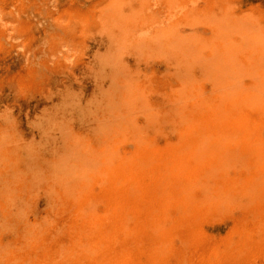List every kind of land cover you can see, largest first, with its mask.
I'll return each mask as SVG.
<instances>
[{"label":"rangeland","instance_id":"rangeland-1","mask_svg":"<svg viewBox=\"0 0 264 264\" xmlns=\"http://www.w3.org/2000/svg\"><path fill=\"white\" fill-rule=\"evenodd\" d=\"M0 264H264V0H0Z\"/></svg>","mask_w":264,"mask_h":264},{"label":"bare ground","instance_id":"bare-ground-1","mask_svg":"<svg viewBox=\"0 0 264 264\" xmlns=\"http://www.w3.org/2000/svg\"><path fill=\"white\" fill-rule=\"evenodd\" d=\"M224 42V41H223ZM225 44H227V43H225ZM225 44H223V47L225 48V47H227V46H225ZM227 49H228V47H227ZM226 50V49H225ZM229 50V49H228ZM227 51V50H226ZM225 52V51H224ZM226 54H228V52L226 53H224V55L223 56H225ZM194 77V76H193ZM190 78H191V76H190ZM189 78V79H190ZM188 79V78H187ZM193 79H195V78H193ZM238 98V97H237ZM66 99V98H65ZM241 99V98H240ZM64 104V103H63ZM203 108V107H202ZM46 112V111H45ZM51 116V115H50ZM54 120V119H53ZM47 126H48V124H47ZM57 126V125H56ZM64 129V128H63ZM41 132H43V131H41ZM112 159V158H111ZM113 160V159H112ZM114 161V160H113Z\"/></svg>","mask_w":264,"mask_h":264}]
</instances>
